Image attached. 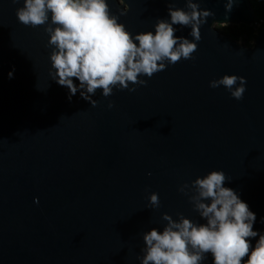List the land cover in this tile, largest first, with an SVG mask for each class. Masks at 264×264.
Returning <instances> with one entry per match:
<instances>
[{
    "label": "water",
    "instance_id": "95a60500",
    "mask_svg": "<svg viewBox=\"0 0 264 264\" xmlns=\"http://www.w3.org/2000/svg\"><path fill=\"white\" fill-rule=\"evenodd\" d=\"M127 2L120 22L132 33L153 30L168 3L185 4ZM194 2L215 16L193 59L143 77L135 92L97 90L92 107L51 80L43 26L19 23L21 4L0 0V264H139L143 233L162 229L164 214L199 220L179 188L214 170L264 230V28L246 45L212 25L255 24L251 0L228 14L225 0ZM225 74L246 79L243 99L209 86Z\"/></svg>",
    "mask_w": 264,
    "mask_h": 264
},
{
    "label": "clouds",
    "instance_id": "9594fccd",
    "mask_svg": "<svg viewBox=\"0 0 264 264\" xmlns=\"http://www.w3.org/2000/svg\"><path fill=\"white\" fill-rule=\"evenodd\" d=\"M21 4L17 21L24 26H43L50 48L49 76L67 90L69 102L79 93L81 99L97 105V90L105 98L115 91L135 92L155 73L181 59L191 60L201 40V27L215 13L194 0L184 7L167 4V17L157 18L153 30L132 33L120 22L130 11L127 0H11ZM236 0H225V13H231ZM113 7L115 11H113ZM227 19V16H226ZM228 28V23H214ZM190 28L189 36L176 35ZM15 68L8 72L13 79ZM247 81L225 74L209 82L213 89L223 86L235 100L243 99ZM131 85V86H130ZM109 108L113 107L109 103ZM223 171L197 177L179 191L188 196L199 220L164 214L162 229L143 233L139 264H264V230H254L257 214L240 194L227 187ZM152 208L160 205L159 194L151 193ZM264 223V217L260 219Z\"/></svg>",
    "mask_w": 264,
    "mask_h": 264
},
{
    "label": "trees",
    "instance_id": "16d2710c",
    "mask_svg": "<svg viewBox=\"0 0 264 264\" xmlns=\"http://www.w3.org/2000/svg\"><path fill=\"white\" fill-rule=\"evenodd\" d=\"M256 13V22L253 25L230 26L222 29L234 39L242 40L246 45H252L256 34L264 28V0H251Z\"/></svg>",
    "mask_w": 264,
    "mask_h": 264
},
{
    "label": "rangeland",
    "instance_id": "374dc122",
    "mask_svg": "<svg viewBox=\"0 0 264 264\" xmlns=\"http://www.w3.org/2000/svg\"><path fill=\"white\" fill-rule=\"evenodd\" d=\"M230 26H233V25H229V27H230ZM217 27H218L220 30L224 29L223 26H221V25H217ZM241 43H243L242 40H241ZM252 44H253V43H252Z\"/></svg>",
    "mask_w": 264,
    "mask_h": 264
}]
</instances>
